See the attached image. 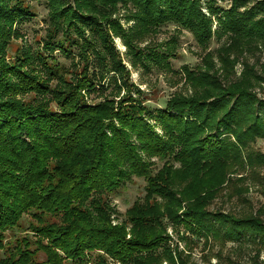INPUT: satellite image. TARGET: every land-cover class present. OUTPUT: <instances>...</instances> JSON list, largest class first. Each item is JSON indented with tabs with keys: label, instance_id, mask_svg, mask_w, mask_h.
<instances>
[{
	"label": "trees",
	"instance_id": "trees-1",
	"mask_svg": "<svg viewBox=\"0 0 264 264\" xmlns=\"http://www.w3.org/2000/svg\"><path fill=\"white\" fill-rule=\"evenodd\" d=\"M45 1L50 25L54 32L64 31L65 40L49 37L46 55L18 49L7 62L16 26L33 15L24 0H0V250L4 234L24 215L33 221L35 246L30 252L27 238L16 240L0 264H108L100 253L119 264L173 262L167 251H154L165 235L163 222L178 224L180 217L191 234L252 244L258 259L264 252V206L240 215L209 207L227 185H232L230 198L240 193L237 183L248 180L264 200V154L253 147L264 140V99L252 91L264 84V66L258 74L245 63L241 78L228 83L236 63L231 54L264 48V14L257 15L264 0L250 8L246 0H232L227 10L207 0L210 18L200 0ZM117 6L133 13L135 26L124 37L131 63L141 62L131 38L142 40L172 24L203 49L212 36L229 37V45L218 51L221 75L207 53L203 70L183 68L190 95L174 97L153 114L128 96L119 103H87L85 96L99 88L102 71L114 73L111 83L120 87L123 67L104 28ZM211 17L219 23L214 34ZM73 46L78 59L71 71L52 54L70 55ZM148 58L159 64L167 57ZM138 151L162 167L154 173ZM231 176L241 178L231 181ZM132 177L145 181L144 196L125 211L120 226H112L108 197ZM38 252L44 255L41 262L32 259Z\"/></svg>",
	"mask_w": 264,
	"mask_h": 264
},
{
	"label": "rangeland",
	"instance_id": "rangeland-1",
	"mask_svg": "<svg viewBox=\"0 0 264 264\" xmlns=\"http://www.w3.org/2000/svg\"><path fill=\"white\" fill-rule=\"evenodd\" d=\"M246 1L248 8H250L259 0ZM67 2L73 5V0H67ZM206 2L207 0H200L203 14L205 17L210 18L209 12L206 10ZM231 2L232 0H215L216 6L223 10L229 9ZM24 3L29 6L33 16L21 20L16 26L14 40L5 54L7 62L14 60L18 49L19 51L21 49L29 51L31 55H35L38 52L46 55L48 50L44 47L50 42L49 37H53L52 39L55 41L65 40V37H62L64 31L54 32L50 25L49 10L45 0H24ZM262 13L264 14V8L257 15ZM132 14L127 8L117 6L115 12L107 17V20L109 19L107 21L108 25L104 27L108 31L109 39L123 67V71L119 76L120 82L117 83V86H120L119 89L116 90L113 86L114 84L111 83L115 79L113 78L115 76L114 73L106 74L102 71L100 73L103 74V78L101 79L102 76L96 78L99 88L85 96L87 103L103 102L106 99H112L114 102L119 103L121 99L128 96L131 100L139 101L153 114L154 110L164 108L166 102L174 99V97L190 95L189 87L185 83L183 68L187 67L194 72L198 71V69L203 70V58L207 53L212 55L215 70H218L221 75L218 51L223 46L229 45V37L227 38V35H223L220 38L212 36L207 47L203 49L187 30L178 29L172 24L161 26L157 32L146 35L142 40L138 37L135 39L131 38L130 41H133V47L140 52L141 58V62L131 63L134 57L131 51H128L124 37L130 35V30L135 26L131 18H129ZM112 23L115 24L111 27ZM218 29L219 23L211 17L212 34L216 33ZM113 30L119 32L121 36L115 35ZM85 37L92 40L88 30H85ZM72 52L70 55H64L57 50L53 52L52 56L56 58L59 65H62L66 70L73 71L72 65L78 59L76 57V46L72 47ZM152 54L167 58L157 64L154 60H149L148 57H151ZM88 55L90 58L92 57L91 50H89ZM229 58L236 61L233 65V73L228 78V83L230 84L241 78L244 73L245 63L258 74L262 72L264 48L250 53L244 51L241 56L231 54ZM97 65L95 64L96 69H101L98 63ZM90 71L92 72V70ZM252 91L258 98L264 99V84L261 86L256 85ZM26 98L29 97L25 96L24 99ZM149 123L151 125L154 124L152 121H149ZM155 130L161 134L160 128L156 127ZM253 147L256 149L255 151L264 154V140H257ZM138 152L143 161L154 165V173L162 167V163L158 162L157 159L148 158L141 151ZM238 178H241V176L230 177L231 181ZM231 186L227 185L225 187L227 189L213 201L209 211L240 215L250 209L256 212L264 206V200L259 194L260 188L250 180L243 185L237 183L240 193L229 198L228 194L233 191ZM144 187L145 181L143 179L132 177L129 183L123 184L117 191L109 195L108 203L109 208L112 209L110 215L112 226H120L123 223L125 211L135 201L143 198ZM262 218L264 219V207ZM183 220L185 221L184 218L180 217L179 221L182 222L178 224L168 220L163 222L165 235L154 252L161 255L162 252L167 251L173 262L165 259L160 264H179L182 260L185 264H264V252H261L259 258L256 259L257 249L252 244L248 242L215 241L210 236L191 234L185 229ZM54 221L56 220L51 219V222ZM30 224H33L31 217L24 215L17 227L4 234L5 240L3 248L0 250V258L9 257L16 246V240L22 238H27L29 243H31L27 248L30 252L35 250L34 236L29 230ZM193 231L196 232L194 227ZM96 254L95 252L94 255ZM100 255L106 259L108 264H119L102 253ZM179 257L181 260H179ZM32 259L37 260L36 262H41L44 260V255L38 252L32 256Z\"/></svg>",
	"mask_w": 264,
	"mask_h": 264
}]
</instances>
